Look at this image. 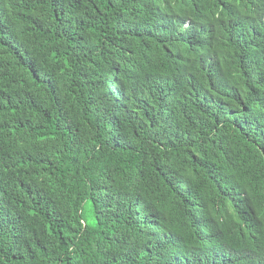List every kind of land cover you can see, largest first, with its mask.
<instances>
[{
	"label": "trees",
	"instance_id": "1",
	"mask_svg": "<svg viewBox=\"0 0 264 264\" xmlns=\"http://www.w3.org/2000/svg\"><path fill=\"white\" fill-rule=\"evenodd\" d=\"M0 264H264V0H0Z\"/></svg>",
	"mask_w": 264,
	"mask_h": 264
}]
</instances>
